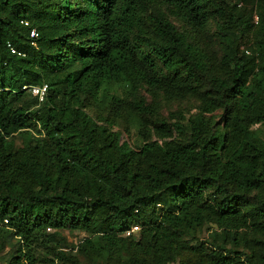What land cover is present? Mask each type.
Returning a JSON list of instances; mask_svg holds the SVG:
<instances>
[{
	"label": "trees",
	"instance_id": "trees-1",
	"mask_svg": "<svg viewBox=\"0 0 264 264\" xmlns=\"http://www.w3.org/2000/svg\"><path fill=\"white\" fill-rule=\"evenodd\" d=\"M211 27L223 74L197 40ZM144 87L206 102L178 138L143 120L160 135L135 149L88 111L129 94L147 117ZM207 224L210 246L184 250L197 264H264V0H0L4 264H79L65 230L92 236L76 249L90 259L170 264Z\"/></svg>",
	"mask_w": 264,
	"mask_h": 264
},
{
	"label": "rangeland",
	"instance_id": "rangeland-1",
	"mask_svg": "<svg viewBox=\"0 0 264 264\" xmlns=\"http://www.w3.org/2000/svg\"><path fill=\"white\" fill-rule=\"evenodd\" d=\"M242 9L246 8L247 10L251 9V3L245 4L243 2L239 3V6ZM178 25L180 23L177 22ZM214 29L211 27L207 32H202L197 35V40L204 43L205 50L208 53L209 62L212 64V71L217 73H224V70L219 64L220 58V47L217 45L214 36ZM245 47V46H244ZM201 88V86H200ZM202 90V89H201ZM202 95H189L185 93L181 96L170 97L166 95L163 91L144 87L140 93V99H142L147 109L151 112L147 117L143 114L138 113V106L134 104V99L131 95H122L123 102H120L116 107V113H112L110 110L109 101L102 99L99 102L94 103L89 108V114H92L95 119L101 125H107L111 127L113 132L121 134V140L123 142L129 143L133 148L139 149L140 146L146 142V140L153 135V140L158 139L159 133L152 131L149 132L148 128H143L142 122L149 121L146 125L152 128L150 121L152 119L158 120L159 122H165L168 126L172 127L173 124L181 122L182 124H188L189 121L194 118L196 115L200 114V107H203L204 102H206V96H204V91ZM103 102V103H101ZM119 105V106H118ZM118 109V110H117ZM147 111V110H146ZM206 119L211 121L213 125L222 126V112L216 111L214 113H204ZM141 120V123L139 122ZM160 132H163V128ZM159 128V129H160ZM153 130H155L153 128ZM168 130V129H167ZM172 135L168 139L178 138V133L173 131ZM48 232H51L48 230ZM218 232L217 227L214 225H205L201 230H199L196 235H186L183 236V241L178 247V251H182L176 260L170 264H197L199 263V256L193 255L188 251H184L185 247L193 246L201 242H206V246H210V243L213 241V233ZM92 236L85 231H61V235L57 237L58 243L68 248L72 254L78 258L79 264H125L126 256L125 255H115L109 259H90L84 254L76 252L77 246H80L83 241ZM14 243V242H12ZM75 247V249H73ZM233 244L228 243V248H232ZM12 246L9 244L6 246L5 250L0 254V264H4L5 260L10 257ZM129 257L127 264H131L130 255L124 253Z\"/></svg>",
	"mask_w": 264,
	"mask_h": 264
},
{
	"label": "built area",
	"instance_id": "built-area-1",
	"mask_svg": "<svg viewBox=\"0 0 264 264\" xmlns=\"http://www.w3.org/2000/svg\"><path fill=\"white\" fill-rule=\"evenodd\" d=\"M31 37L34 38V39L38 37V33H37L36 30H33V31H32V33H31ZM11 48H12V47H11ZM11 50H12L13 53H16L15 49L12 48ZM23 89H26V87H24ZM46 89H47L46 86L43 87V88H37V87H34V88L32 89V93H33L35 96H39L40 100L42 101V100L44 99V97H45ZM138 229H139L138 227H134V228L132 229V231H131V232H128L126 235H130L132 232H135V231H137Z\"/></svg>",
	"mask_w": 264,
	"mask_h": 264
}]
</instances>
